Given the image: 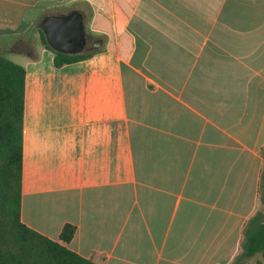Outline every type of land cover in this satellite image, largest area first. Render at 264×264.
<instances>
[{"label":"crops","instance_id":"1","mask_svg":"<svg viewBox=\"0 0 264 264\" xmlns=\"http://www.w3.org/2000/svg\"><path fill=\"white\" fill-rule=\"evenodd\" d=\"M62 1L0 0V29ZM86 1L97 52L21 64L22 222L98 264H233L263 208L264 0Z\"/></svg>","mask_w":264,"mask_h":264},{"label":"trees","instance_id":"2","mask_svg":"<svg viewBox=\"0 0 264 264\" xmlns=\"http://www.w3.org/2000/svg\"><path fill=\"white\" fill-rule=\"evenodd\" d=\"M78 11L84 16L83 11ZM28 17L24 14L23 22ZM36 29L43 46L53 52L56 67L86 59L100 49L86 48L73 54L58 52L48 45L38 26ZM17 52L32 55L30 49ZM24 86V66L0 53V264H98L63 244L73 237L75 225L64 224L60 241H56L21 220ZM262 156L264 158V147ZM260 191L263 208L248 219L242 251L233 264H243L257 254L262 257L259 264H264V168Z\"/></svg>","mask_w":264,"mask_h":264},{"label":"rangeland","instance_id":"3","mask_svg":"<svg viewBox=\"0 0 264 264\" xmlns=\"http://www.w3.org/2000/svg\"><path fill=\"white\" fill-rule=\"evenodd\" d=\"M97 2L106 6L109 0H97ZM72 10L83 11L85 28L88 30L89 40L91 42H100L102 44V42L107 39V35L90 31L95 9L94 5L90 4L88 1L64 0L60 3H40V5H38L36 9H33L32 12L26 13L29 17L27 21L23 22L22 27L17 30L0 29V53H3L8 59L18 64H22L27 54L17 51H28L30 49V51L35 53L36 45L41 42L36 29L41 18L44 17L45 14L67 13ZM27 41L29 42L28 44ZM94 48V45H91L90 43L87 50H93ZM261 260V255L257 254L246 259L243 264H259V261Z\"/></svg>","mask_w":264,"mask_h":264},{"label":"water","instance_id":"4","mask_svg":"<svg viewBox=\"0 0 264 264\" xmlns=\"http://www.w3.org/2000/svg\"><path fill=\"white\" fill-rule=\"evenodd\" d=\"M37 26L44 33L48 45L55 51L78 53L86 44L84 16L78 10L45 15ZM99 45L100 42L94 43L95 48Z\"/></svg>","mask_w":264,"mask_h":264},{"label":"flooded vegetation","instance_id":"5","mask_svg":"<svg viewBox=\"0 0 264 264\" xmlns=\"http://www.w3.org/2000/svg\"><path fill=\"white\" fill-rule=\"evenodd\" d=\"M90 43H91V45H94L95 42H93V41L91 42V41L89 40V35H88V33H87L86 44H85V46H84L83 49L88 48Z\"/></svg>","mask_w":264,"mask_h":264}]
</instances>
